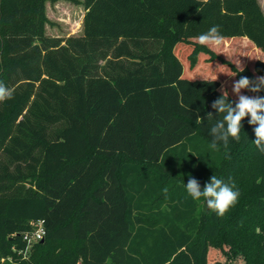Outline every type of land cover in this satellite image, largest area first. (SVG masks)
I'll return each mask as SVG.
<instances>
[{
  "label": "trees",
  "instance_id": "1",
  "mask_svg": "<svg viewBox=\"0 0 264 264\" xmlns=\"http://www.w3.org/2000/svg\"><path fill=\"white\" fill-rule=\"evenodd\" d=\"M56 1L0 0V83L13 92L0 102V264H264L250 117L239 141L209 147L222 89L235 101L236 80L264 76L235 40L264 52L259 0H66L85 9L69 36L46 32ZM212 26L222 53L198 43ZM190 175L201 189L230 181L237 203L218 216L188 196Z\"/></svg>",
  "mask_w": 264,
  "mask_h": 264
},
{
  "label": "clouds",
  "instance_id": "2",
  "mask_svg": "<svg viewBox=\"0 0 264 264\" xmlns=\"http://www.w3.org/2000/svg\"><path fill=\"white\" fill-rule=\"evenodd\" d=\"M224 37L219 31V26H212L207 32L197 37L198 43L202 46L219 47L223 43ZM244 71L240 63V72ZM248 90L252 93L264 91V76H257L255 79H249L241 76L232 86V91L237 100L230 101L225 97V91L222 89V95L219 96L211 105L217 114H224L221 120H218L211 128L210 134L213 137L209 147L218 150V143L222 142L225 149L229 144V139L236 141L240 139L242 130V121L245 117H250L248 123L254 127L255 140L253 141L260 154H264V97L259 95L248 96L242 94V90ZM13 98V92L3 83H0V102ZM213 113L208 112L207 118H212ZM197 119H201L197 115ZM186 192L193 200L204 198L208 209L223 217L231 207H233L239 198V191L234 190L235 185L230 181L217 178L216 175L210 177L201 189L199 181L189 176L185 184ZM165 191H167L165 189Z\"/></svg>",
  "mask_w": 264,
  "mask_h": 264
},
{
  "label": "rangeland",
  "instance_id": "3",
  "mask_svg": "<svg viewBox=\"0 0 264 264\" xmlns=\"http://www.w3.org/2000/svg\"><path fill=\"white\" fill-rule=\"evenodd\" d=\"M261 7L264 11V0H259ZM47 14L50 19V23L47 24L46 32L50 35L54 36H69V35H79L82 33V24L83 17L85 14V9L80 4H75L66 0H60L56 2H48L47 4ZM236 42H241V47L238 48V52L243 55L249 54L250 58H264L263 51L252 50L247 47V44L243 38L236 37ZM228 45V43H227ZM230 47L233 46L230 44ZM218 52L223 51V49H227L226 46L222 43L221 46L215 47ZM227 51V50H226ZM224 52V51H223ZM177 53L182 57V47L177 48ZM233 57V55H230ZM207 56L203 57V62H207ZM227 57V56H226ZM231 57V58H232ZM189 65V61L186 63Z\"/></svg>",
  "mask_w": 264,
  "mask_h": 264
},
{
  "label": "built area",
  "instance_id": "4",
  "mask_svg": "<svg viewBox=\"0 0 264 264\" xmlns=\"http://www.w3.org/2000/svg\"><path fill=\"white\" fill-rule=\"evenodd\" d=\"M45 233L46 230L44 226V220L41 219L37 222H34L33 230L25 233V239H27V241L31 244L33 242L43 239Z\"/></svg>",
  "mask_w": 264,
  "mask_h": 264
},
{
  "label": "water",
  "instance_id": "5",
  "mask_svg": "<svg viewBox=\"0 0 264 264\" xmlns=\"http://www.w3.org/2000/svg\"><path fill=\"white\" fill-rule=\"evenodd\" d=\"M43 240V239H42Z\"/></svg>",
  "mask_w": 264,
  "mask_h": 264
}]
</instances>
